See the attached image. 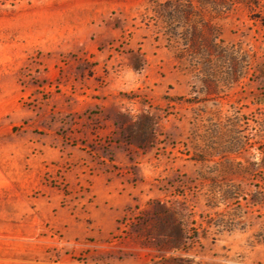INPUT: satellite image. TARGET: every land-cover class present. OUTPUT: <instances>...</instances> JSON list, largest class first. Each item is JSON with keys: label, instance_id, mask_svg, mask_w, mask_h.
<instances>
[{"label": "rangeland", "instance_id": "obj_1", "mask_svg": "<svg viewBox=\"0 0 264 264\" xmlns=\"http://www.w3.org/2000/svg\"><path fill=\"white\" fill-rule=\"evenodd\" d=\"M0 264H264V0H0Z\"/></svg>", "mask_w": 264, "mask_h": 264}, {"label": "clouds", "instance_id": "obj_2", "mask_svg": "<svg viewBox=\"0 0 264 264\" xmlns=\"http://www.w3.org/2000/svg\"><path fill=\"white\" fill-rule=\"evenodd\" d=\"M142 81V69L136 71L129 63L123 62L109 73L106 91L113 97H119L121 93L130 95L141 88ZM113 106L120 114L128 116L132 121L138 119L142 113H146L145 106L135 99L119 98ZM136 164L139 173L145 178L151 177L155 172L154 162L147 156L138 159Z\"/></svg>", "mask_w": 264, "mask_h": 264}]
</instances>
